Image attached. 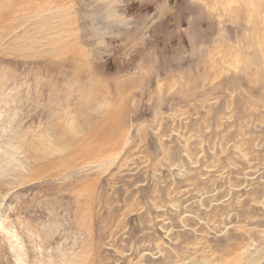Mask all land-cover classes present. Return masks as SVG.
Listing matches in <instances>:
<instances>
[{"label":"rangeland","instance_id":"rangeland-1","mask_svg":"<svg viewBox=\"0 0 264 264\" xmlns=\"http://www.w3.org/2000/svg\"><path fill=\"white\" fill-rule=\"evenodd\" d=\"M0 264H264V0H0Z\"/></svg>","mask_w":264,"mask_h":264}]
</instances>
